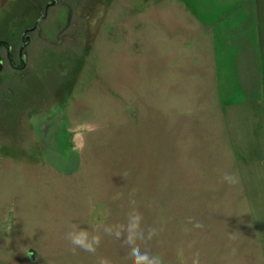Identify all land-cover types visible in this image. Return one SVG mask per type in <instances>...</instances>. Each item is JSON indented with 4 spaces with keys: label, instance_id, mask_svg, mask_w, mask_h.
Here are the masks:
<instances>
[{
    "label": "rangeland",
    "instance_id": "1",
    "mask_svg": "<svg viewBox=\"0 0 264 264\" xmlns=\"http://www.w3.org/2000/svg\"><path fill=\"white\" fill-rule=\"evenodd\" d=\"M67 1L77 24L72 39L65 20L55 29L51 70L4 85L20 98L0 103V264H130L129 216L144 237L133 247L163 264H264V89L256 115L228 105L244 99L234 46L217 35L215 83L207 37L171 0ZM176 1L213 23L255 0ZM46 2L2 0L0 34H20ZM74 226L101 236L95 254L73 250Z\"/></svg>",
    "mask_w": 264,
    "mask_h": 264
},
{
    "label": "crops",
    "instance_id": "2",
    "mask_svg": "<svg viewBox=\"0 0 264 264\" xmlns=\"http://www.w3.org/2000/svg\"><path fill=\"white\" fill-rule=\"evenodd\" d=\"M170 2L168 8L176 10L177 13L189 19L187 24L192 26L191 33L194 32L197 35V28L200 25L201 34L207 37L209 49L204 53L203 67L208 77L211 76L210 73L213 74L215 83L220 80V69L217 70L215 60L217 35L223 38L228 48L234 46L232 54H229L233 58L231 66L237 75L244 99L231 101L228 105L238 104L250 107L256 115L263 105L260 92L264 89V4H262L264 1L255 0L252 3L240 1L230 5L213 23L204 19L185 2L179 3L176 0ZM213 63L215 68L213 67L210 71L207 66ZM229 88L232 86L229 85Z\"/></svg>",
    "mask_w": 264,
    "mask_h": 264
},
{
    "label": "flooded vegetation",
    "instance_id": "3",
    "mask_svg": "<svg viewBox=\"0 0 264 264\" xmlns=\"http://www.w3.org/2000/svg\"><path fill=\"white\" fill-rule=\"evenodd\" d=\"M53 6H55L53 12L58 11L61 14V21L57 22V18H55L52 12L51 19L44 24ZM37 7L32 2L31 6H28L26 15L34 12L35 9L36 12ZM42 7L41 11L38 9V17L34 18L29 26L24 28L20 34H17V37L11 34L8 36L0 34V103L5 102L6 106H8L9 101L18 100L20 95L12 97L11 86L4 85L16 84L20 87L19 76L21 78L25 73L31 74L28 76V80H22L23 83H27L28 81L31 83L37 72L44 71L47 73L51 70L56 59V49L54 47L56 44L53 35L57 26L63 25L62 21L65 20V26H62L59 31L64 32V35L69 34L68 38L70 39L74 35L70 31L77 22L73 23L72 21L73 13L67 0H47ZM41 15H43V18L41 21H38ZM35 43H38L39 47H33L32 45Z\"/></svg>",
    "mask_w": 264,
    "mask_h": 264
},
{
    "label": "clouds",
    "instance_id": "4",
    "mask_svg": "<svg viewBox=\"0 0 264 264\" xmlns=\"http://www.w3.org/2000/svg\"><path fill=\"white\" fill-rule=\"evenodd\" d=\"M223 181L229 185H234L238 183V178L233 174H225L223 176ZM189 222L195 229L203 228V224L199 221L194 220V218L189 217ZM139 220L135 216H129L126 221V226L124 230V244L123 247L128 251L127 259L130 264H163L162 258L158 255H150L148 252H140L136 250L133 245L140 244L144 237L137 234V226ZM103 232L106 235H111L113 233V227L111 225H106L103 227ZM116 234L120 235V231L117 229ZM155 234V230H150L148 232V239ZM66 239L73 246V250L81 249L88 253L95 254L100 243L101 236L99 234H90L88 230L84 228L73 227V230L66 234ZM97 264H107L104 258H99Z\"/></svg>",
    "mask_w": 264,
    "mask_h": 264
},
{
    "label": "water",
    "instance_id": "5",
    "mask_svg": "<svg viewBox=\"0 0 264 264\" xmlns=\"http://www.w3.org/2000/svg\"><path fill=\"white\" fill-rule=\"evenodd\" d=\"M42 18H43V15H41V17H40V19L38 21H41ZM29 256L32 259L36 257V251L33 248L29 249Z\"/></svg>",
    "mask_w": 264,
    "mask_h": 264
},
{
    "label": "trees",
    "instance_id": "6",
    "mask_svg": "<svg viewBox=\"0 0 264 264\" xmlns=\"http://www.w3.org/2000/svg\"><path fill=\"white\" fill-rule=\"evenodd\" d=\"M2 0H0V2H1Z\"/></svg>",
    "mask_w": 264,
    "mask_h": 264
}]
</instances>
